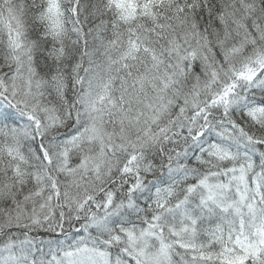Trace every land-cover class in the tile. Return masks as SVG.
<instances>
[{"label": "snow or ice", "instance_id": "1", "mask_svg": "<svg viewBox=\"0 0 264 264\" xmlns=\"http://www.w3.org/2000/svg\"><path fill=\"white\" fill-rule=\"evenodd\" d=\"M0 264H264V0H0Z\"/></svg>", "mask_w": 264, "mask_h": 264}]
</instances>
